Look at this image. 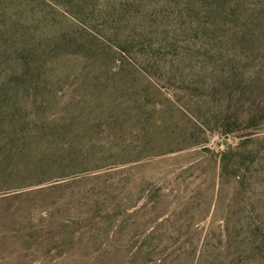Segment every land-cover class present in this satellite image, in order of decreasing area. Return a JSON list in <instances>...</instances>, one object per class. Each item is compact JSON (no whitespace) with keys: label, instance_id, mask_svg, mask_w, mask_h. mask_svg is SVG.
<instances>
[{"label":"rangeland","instance_id":"374dc122","mask_svg":"<svg viewBox=\"0 0 264 264\" xmlns=\"http://www.w3.org/2000/svg\"><path fill=\"white\" fill-rule=\"evenodd\" d=\"M0 264H264V0H0Z\"/></svg>","mask_w":264,"mask_h":264},{"label":"trees","instance_id":"16d2710c","mask_svg":"<svg viewBox=\"0 0 264 264\" xmlns=\"http://www.w3.org/2000/svg\"><path fill=\"white\" fill-rule=\"evenodd\" d=\"M247 115H250V113L247 114ZM244 116H245V114H242L241 118L242 117L244 118ZM230 156H231L230 152L222 153L221 158H220V169H219L220 170V175L226 173V171H228V169H230V166H231L230 163L232 162V158H233V157H230ZM60 185L61 184H53V185L50 186L51 188L43 189L40 193H44V192L50 191V190L59 189L60 187H62ZM72 185H74V182L72 183ZM46 214H47V211L45 210L44 215L46 216ZM135 256L137 257V259H140L139 253L135 254Z\"/></svg>","mask_w":264,"mask_h":264}]
</instances>
